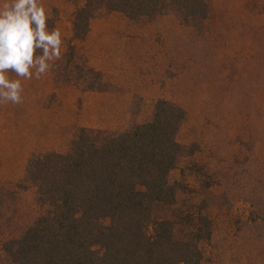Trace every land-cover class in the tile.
<instances>
[{
  "label": "rangeland",
  "instance_id": "rangeland-1",
  "mask_svg": "<svg viewBox=\"0 0 264 264\" xmlns=\"http://www.w3.org/2000/svg\"><path fill=\"white\" fill-rule=\"evenodd\" d=\"M41 3L49 30L62 34V58L22 80V104H0V189L21 181L32 155L66 151L78 128L121 131L166 100L185 110L177 140L192 153L172 179L207 190L213 264H264V0H210L200 34L172 13L147 22L102 10L80 41L74 4ZM3 199L0 230L37 213L32 188Z\"/></svg>",
  "mask_w": 264,
  "mask_h": 264
},
{
  "label": "trees",
  "instance_id": "trees-1",
  "mask_svg": "<svg viewBox=\"0 0 264 264\" xmlns=\"http://www.w3.org/2000/svg\"><path fill=\"white\" fill-rule=\"evenodd\" d=\"M67 1L76 6V41L102 10L147 22L172 13L199 34L211 13L210 0ZM185 119L180 105L160 99L145 123L80 127L66 151L32 155L21 181L0 189V209H8L4 195L32 188L37 213L28 225L0 230V264H213L207 190L172 179L192 155L177 140Z\"/></svg>",
  "mask_w": 264,
  "mask_h": 264
},
{
  "label": "clouds",
  "instance_id": "clouds-1",
  "mask_svg": "<svg viewBox=\"0 0 264 264\" xmlns=\"http://www.w3.org/2000/svg\"><path fill=\"white\" fill-rule=\"evenodd\" d=\"M49 18L41 0L0 2V104H22V80L41 79L61 60L62 34Z\"/></svg>",
  "mask_w": 264,
  "mask_h": 264
}]
</instances>
